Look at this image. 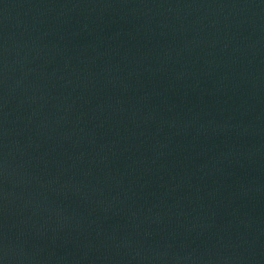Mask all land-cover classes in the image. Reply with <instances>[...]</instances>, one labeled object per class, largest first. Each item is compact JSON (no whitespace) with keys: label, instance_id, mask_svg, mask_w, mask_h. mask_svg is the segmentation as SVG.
<instances>
[{"label":"water","instance_id":"water-1","mask_svg":"<svg viewBox=\"0 0 264 264\" xmlns=\"http://www.w3.org/2000/svg\"><path fill=\"white\" fill-rule=\"evenodd\" d=\"M0 264H264V0H0Z\"/></svg>","mask_w":264,"mask_h":264}]
</instances>
